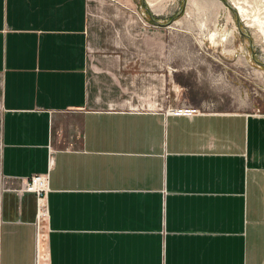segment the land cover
Returning <instances> with one entry per match:
<instances>
[{"label": "crops", "instance_id": "crops-1", "mask_svg": "<svg viewBox=\"0 0 264 264\" xmlns=\"http://www.w3.org/2000/svg\"><path fill=\"white\" fill-rule=\"evenodd\" d=\"M91 21L90 0H0V264H264L256 123L133 106L138 62L111 53L138 46Z\"/></svg>", "mask_w": 264, "mask_h": 264}, {"label": "rangeland", "instance_id": "rangeland-1", "mask_svg": "<svg viewBox=\"0 0 264 264\" xmlns=\"http://www.w3.org/2000/svg\"><path fill=\"white\" fill-rule=\"evenodd\" d=\"M90 14L106 28L92 43L138 46L111 53L138 62L133 106L247 114L264 142V0H90Z\"/></svg>", "mask_w": 264, "mask_h": 264}, {"label": "built area", "instance_id": "built-area-1", "mask_svg": "<svg viewBox=\"0 0 264 264\" xmlns=\"http://www.w3.org/2000/svg\"><path fill=\"white\" fill-rule=\"evenodd\" d=\"M185 113L188 115H195L198 114L196 111L193 110H185ZM22 192L31 193L35 196L38 209L40 210V214L42 212V206L40 201L43 199L47 189H46V177L43 175H33L28 178L26 182L23 183L21 188Z\"/></svg>", "mask_w": 264, "mask_h": 264}, {"label": "bare ground", "instance_id": "bare-ground-1", "mask_svg": "<svg viewBox=\"0 0 264 264\" xmlns=\"http://www.w3.org/2000/svg\"><path fill=\"white\" fill-rule=\"evenodd\" d=\"M181 112H183V111H181Z\"/></svg>", "mask_w": 264, "mask_h": 264}]
</instances>
